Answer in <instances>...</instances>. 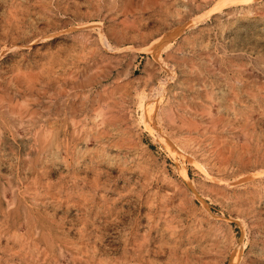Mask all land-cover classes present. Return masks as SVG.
<instances>
[{
    "label": "rangeland",
    "instance_id": "obj_1",
    "mask_svg": "<svg viewBox=\"0 0 264 264\" xmlns=\"http://www.w3.org/2000/svg\"><path fill=\"white\" fill-rule=\"evenodd\" d=\"M220 2L0 0V264H264V0Z\"/></svg>",
    "mask_w": 264,
    "mask_h": 264
},
{
    "label": "bare ground",
    "instance_id": "obj_2",
    "mask_svg": "<svg viewBox=\"0 0 264 264\" xmlns=\"http://www.w3.org/2000/svg\"><path fill=\"white\" fill-rule=\"evenodd\" d=\"M254 1H256V0H221V2H220V0H219V2H220V8L221 7H227L226 5H232V4H241V5H247V4H250V3H252V2H254ZM177 12V11H176ZM93 24V23H92ZM96 24V23H95ZM94 25V24H93ZM176 32V31H175ZM98 33V32H97ZM99 33H101V32H99ZM178 33H180V31L178 30L176 33H175V35L174 36H176ZM173 36V37H174ZM103 37V36H102ZM102 37L100 36V41H102ZM172 37V35L171 36H167V40L164 42L165 44L163 45V48H161V52H163V50L165 49L166 50V48L168 47V45L169 44H171V43H169V39H171V38H173ZM165 39V38H164ZM99 40V39H98ZM160 41H163V39H160L157 43H155L154 44V46H151L152 48V51H151V53L150 54H152L153 56H154V58L156 57V58H158L157 56H158V53L155 55L154 54V47L157 45V44H159V43H161ZM106 42V41H105ZM104 41H102V43H103V45H106V43H105ZM156 42V41H155ZM102 45V44H101ZM107 46H108V44H107ZM164 50V51H165ZM159 59V58H158ZM157 60V59H156ZM158 61V60H157ZM158 62H160V60L158 61ZM160 82V81H159ZM161 88V87H160ZM159 89V87L158 88H156V89H154V92H155V94H158L159 92H157L156 93V90H158ZM160 90V89H159ZM154 92H153V95H154ZM155 96V95H154ZM157 96V95H156ZM153 98H155V97H153L152 96V99ZM141 100V99H140ZM144 103V104H143ZM153 103V102H152ZM146 105L149 107V104H145V102H143V101H141V103H140V106L142 107V109L143 110H145V107H146ZM147 107V108H148ZM150 109L152 110L153 109V104H151V107H150ZM54 113V112H53ZM55 116V115H54ZM72 116V115H71ZM150 117V116H149ZM144 123H145V121H144ZM159 135V134H158ZM160 137H161V139L163 140V141H165L164 139H163V137L160 135ZM193 163V162H192ZM182 172L181 173H183V177H186V173H185V171H184V169H182L181 170ZM205 178L206 179H208L209 177H207V175H205ZM209 180V179H208Z\"/></svg>",
    "mask_w": 264,
    "mask_h": 264
},
{
    "label": "water",
    "instance_id": "obj_3",
    "mask_svg": "<svg viewBox=\"0 0 264 264\" xmlns=\"http://www.w3.org/2000/svg\"><path fill=\"white\" fill-rule=\"evenodd\" d=\"M197 21L193 22V21H189V22H186L184 24L186 25H183L179 28V31H181L183 29L186 30V29H189L192 25H194V23H196ZM167 40V37H165V39H163V41H161V43L157 44L155 47H154V54L156 55L157 53H159V51L161 50V48H163V45L165 44L164 42ZM249 179V178H248Z\"/></svg>",
    "mask_w": 264,
    "mask_h": 264
}]
</instances>
